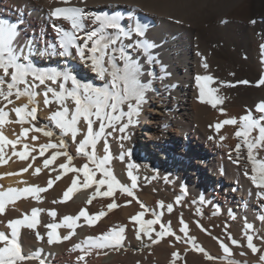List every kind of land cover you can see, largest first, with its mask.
Instances as JSON below:
<instances>
[{"label": "bare ground", "instance_id": "6f19581e", "mask_svg": "<svg viewBox=\"0 0 264 264\" xmlns=\"http://www.w3.org/2000/svg\"><path fill=\"white\" fill-rule=\"evenodd\" d=\"M63 6L56 0H0V18L18 22V42L31 45L30 59L34 66L56 67L62 70L65 65L64 58L50 55V49L46 51V45L57 39L52 24L59 23L64 28L69 27L64 21H53L50 18L53 8ZM72 6L87 10H102L109 14L119 12L125 17L121 23L126 27L129 25L127 16L131 10V14H135L142 24L148 25L145 38L156 45L153 52L161 63L152 66L154 77H144L142 80L147 82L151 79L152 83L150 90L146 92V102L142 105L141 114L137 118L138 124L128 129L130 139L122 142L123 148L121 141L117 139L120 135L118 132L107 137L110 160L105 167L121 184L130 186L131 180L127 175L129 170L137 176V187L133 191L137 199L149 210L142 219H152L153 211L160 212V208L153 205V199L157 198L166 202L165 206L169 203L173 204L174 213L183 217L189 225V231L197 222H202L203 225L213 220L226 233H230L241 243H246L244 224L247 218V222L253 225V229L249 232L253 235V242L257 247L264 248L260 239H257L258 236L264 237V222L257 219L258 203L264 201L258 202L255 195L257 190L243 174L246 150H241L243 157L241 164H235L229 159L230 155L235 159L234 149L237 143L241 142L235 137L237 126L224 125L219 132L214 128L216 123L226 118H239L248 110H252L255 115V105L264 101V86H256L262 70L259 45L264 43V0H84L83 3L80 0H72ZM253 20L255 24L251 23ZM85 23L88 27H92L90 21ZM133 39L137 37L133 36ZM129 42L131 41H124L125 44ZM56 47L58 48V44ZM25 51L27 52V49ZM128 51L134 56L139 55L130 49ZM42 52L45 54L41 55ZM197 52L202 54L208 64L207 69L202 67L201 56H198ZM141 63H143L142 58ZM161 65L165 66L167 71V78L163 80L160 79L164 75L160 71ZM67 66L82 82L102 85L90 68L82 64L78 58H68ZM148 67L145 65V69ZM197 74L213 77V83L209 87L217 89L215 95L222 100L216 107L198 99V89L194 81V76ZM243 80L249 83H239ZM229 84L234 86H228ZM43 90V86L36 89L34 106L38 109L37 120L32 123L36 126L46 125L58 136L59 129H56L49 120L51 111L56 110L58 105L49 94L52 103L46 107L43 104ZM11 100L12 102L7 104L0 100V107H5L8 119L15 121L17 118L11 109L22 106L28 101L26 97L19 100L12 97ZM32 106H29V110ZM23 127L30 129L26 137L19 136L21 131L19 123L10 122L0 126V133L6 138L19 139L16 152L24 151L25 144L29 146V156L26 160L14 155L11 145L5 146V163L0 164V191L30 186L46 187L49 179L54 181L52 188L38 194V200L31 194H24L6 202L5 211L0 213V231L7 232L10 231L5 227L8 220L23 218L24 215L30 217L31 209H39L36 228L19 229V243L24 254L39 251V257L45 261V264H65L67 259L63 255L72 250L86 256L87 259L82 264H170L173 251H179L181 255L185 254L186 244L174 243V238L167 239L169 241L164 238L150 248L143 247L141 241L135 238L132 223L129 221L131 215L141 211L140 206L135 201L126 204L131 198L121 194L119 189L114 191L112 197H93L92 203L89 204L88 197L93 195L94 186L85 189L80 184L78 190L72 193L68 200L60 202L63 191L70 184L72 173L61 176L58 181L55 180L59 174L57 165L64 162V157L54 161L49 169L42 168L43 159L47 158L53 149L47 150L41 157L39 147L49 142V138L31 130V125L28 123ZM80 127L83 125L81 124ZM94 127L98 126L94 125ZM32 135L37 136L35 141L31 139ZM220 136L225 139L219 140ZM82 138L83 133L78 134L77 141ZM64 140L69 154L73 156V166L79 167L86 163L85 157L76 154V144L72 142L71 137L66 136ZM52 142L58 143L55 137L52 138ZM125 150L130 155L125 154L124 159L121 160L120 155ZM88 151L91 152L92 149L89 147ZM95 151L98 159L105 155L103 139L98 141ZM166 152L171 156L164 158L162 153ZM33 155L37 157L35 161L31 159ZM261 155L264 156V152H261ZM29 164H32V167L28 168V171H21ZM129 165L135 167L130 169ZM38 167L41 171L34 175ZM89 167L94 166L89 164ZM165 177L169 182H165ZM99 178L100 173L97 172L94 179ZM79 179L82 181V175ZM181 185L186 192L182 201L176 204V197L181 195ZM106 190V186L101 188V191ZM201 197L206 202L204 205L199 203ZM113 200L119 207L109 212L106 218L97 221L95 226H87L81 218L74 229L56 230L59 236L72 231L73 235L69 240L54 241L52 244L47 242L49 230L43 225L60 223L64 216L77 215L80 208L92 213L106 210V205ZM193 201L196 203H192ZM212 205L219 206L218 215H213ZM197 208L200 209L199 214ZM163 210L166 211V208ZM229 210L234 214V219L229 217ZM52 211L56 213L55 216L49 215ZM163 220L161 216L162 223ZM119 225L126 226L122 247L98 249L83 244L87 237L99 235ZM176 226L174 225L172 229L178 233ZM203 232L197 233L198 237L195 234L192 236L206 240L201 244L202 247L218 259L207 261L197 252L196 255L201 258L199 264H224L227 259L258 264V256L253 255L247 247L229 244L231 255L227 257L223 252H217L216 249L213 251V247L210 246L214 243L209 244L210 238L208 239L206 232ZM37 234L41 239H37ZM143 240L144 243H148L147 238ZM224 240L229 243L226 238ZM76 244H81L85 251L74 249ZM241 252L245 255H241ZM27 264H39V260H31ZM177 264H186V262L179 260Z\"/></svg>", "mask_w": 264, "mask_h": 264}, {"label": "snow or ice", "instance_id": "6c2138e0", "mask_svg": "<svg viewBox=\"0 0 264 264\" xmlns=\"http://www.w3.org/2000/svg\"><path fill=\"white\" fill-rule=\"evenodd\" d=\"M57 3L64 5L63 7H55L50 12V18L53 21H64L69 27L64 28L59 23H53L52 28L56 34V41L46 45V51L50 49V55L64 58L65 65L62 70L56 67H37L34 66L30 55L32 54L31 45L20 44L19 41V24L5 18H0V100L11 103L12 97L16 100L22 97L27 98V103L22 106L13 107L12 112L15 113L16 120L8 119V112L5 107H0V126L6 123L15 122L21 125L20 137H26L30 129L23 127L25 123L31 125V130L42 133L44 137L49 138V142L40 145L39 155L44 156V153L53 149L47 158L42 161V168L49 169L50 165L60 157H64V162L59 163L57 168L59 174L55 180H60L61 176L72 173L70 184L62 193V200H68L72 193L78 190V185L82 184L85 189H91L94 186L92 196L88 197V203L91 204L93 197H112L116 189L120 193L130 197L126 204H131L133 201L139 204L141 211L131 215L129 221L132 223L135 238L143 244V247L150 248L153 245L160 243L165 237L174 238L175 242H184L186 247L184 252H198L202 254L207 261H215L217 257H213L199 243L197 239L190 235L189 225L181 216L179 218L178 233L172 229L170 224L162 223V212L153 211L152 219H142L149 211L143 203H141L133 189L137 187V176L133 175L131 170L127 175L131 180V184H121L105 165L110 160L109 144L107 137L113 133H119L117 137L121 141L130 139L128 129L138 124V117L142 111V105L146 102V92L151 88V79L147 82H142L144 77L152 78L155 72L152 68L155 64H160L158 57L154 55L153 50L156 45L149 42L146 37L148 25L142 24L135 14L127 16L129 25H122L121 21L125 19L119 12L109 14L104 11L87 10L82 7L72 6V0H56ZM81 3L84 0H80ZM85 21H90L92 27H88ZM226 23L227 21H223ZM255 24V21H251ZM112 31L109 32L108 30ZM133 36L137 39H133ZM131 42L125 44L124 41ZM58 44V48L56 45ZM27 49V52L25 51ZM132 50L139 55L130 54L128 50ZM45 54L44 52L41 55ZM201 65L204 69L208 68L201 53ZM68 58H78L85 66L90 68L95 78L102 82L101 86H97L92 82H82L67 66ZM141 58L143 63H141ZM259 58L261 64V73L256 81L257 87L264 86V43L259 45ZM145 65L149 66L145 69ZM162 75L161 80L167 78L166 67L161 65ZM195 85L198 89V99L201 102L208 103L213 107L221 103V98L215 95L217 89L209 87L213 83L211 75L194 76ZM241 84H248L249 81H239ZM55 85L56 87H53ZM70 85V86H69ZM23 86V87H21ZM43 86V104L47 107L52 103L49 99V94L54 99L58 108L51 111L49 120L56 129H59V135L47 128L46 125L36 126L33 121L37 120V107L35 105L36 89ZM234 86V85H228ZM171 87V86H168ZM70 102V105H69ZM33 105L30 110L29 106ZM223 112V110L221 109ZM255 115L252 110L246 111L239 118H226L214 125L217 132L224 125H236L235 137L240 139L237 143L235 151V159L232 162L241 164L243 157L241 150L245 149L247 156L246 162L243 163L244 176L251 182L257 190L255 195L259 201H264V101L255 105ZM31 118V119H29ZM83 127H80V125ZM94 125L98 127H94ZM47 129V130H46ZM110 131H106L109 130ZM83 133V138L77 141L78 134ZM70 136L74 144H76V154L86 158L87 162L82 166L75 167L72 164L73 156L69 154L67 144L64 137ZM58 143L52 142V138ZM31 139L35 141L36 135H32ZM103 139V151L105 155L102 158L96 156V146L98 141ZM213 139V137H209ZM225 137L220 136L219 140H224ZM19 139L9 140L0 133V164L5 163L4 148L11 145L13 154L21 160L28 159V145H24V151L16 152L15 148ZM89 147L92 151H88ZM130 153L125 150L121 153L120 159H124V155ZM33 161L37 159L35 155L31 157ZM89 164L94 167H89ZM250 166V170H249ZM29 164L27 168L21 169L26 172L31 168ZM135 165H129L133 168ZM56 171L57 169H51ZM41 168H36L34 175L39 173ZM100 173L99 179H94L96 173ZM82 175V181L79 177ZM165 182H169L165 177ZM53 179L47 181L46 187L30 186L23 189L9 188L7 191H0V213L5 211V203L13 201L24 194H31L33 198L39 199L38 194L45 192L53 187ZM106 186V191H101V188ZM186 189L181 185V195L176 197L175 203L179 204L183 199V194ZM56 202V201H54ZM192 203H196L193 201ZM199 203L204 205L206 202L203 197ZM211 203V202H207ZM119 207L115 200L106 205V210H99L95 213L88 211L85 208H80L77 215L64 216L60 223H47L43 225L47 231V242L52 244L67 241L73 235L72 231L68 234L59 236L56 230L58 228L74 229L77 222L83 218V222L89 227L96 225L101 218H106L107 214L113 209ZM159 208H165L168 213L173 211V204L169 203L166 206L161 202ZM214 208L213 215L219 214V206L212 205ZM259 214L257 219L264 222V203H258ZM39 209H31V216L24 215L23 218L10 219L6 222L5 227L10 231H0V264H27L31 260H39V264H45L43 259L39 257V251L36 253L24 254L21 244L19 243V229L26 227L35 229L37 226V214ZM197 213L200 209L197 208ZM50 216H55L54 211L49 212ZM228 215L230 218H235L231 210ZM159 225V229L153 226ZM138 226V227H137ZM197 226L201 231H207L197 222ZM126 226L119 225L110 228L108 231L102 232L99 235L89 236L84 245L95 247L98 249L119 248L122 247ZM253 229V225L247 222L245 218L244 224V239L246 243H241L230 233L226 235L225 240L213 236L219 248L225 254V257L231 255L230 245L238 247H247L253 255L258 256V264H264V248L257 247L253 242V235L249 232ZM183 234V235H180ZM211 235V233H208ZM143 238H147L148 243H144ZM37 239L41 236L37 234ZM261 244L264 245V237H257ZM174 243L172 246H174ZM74 249L85 251L81 244L74 245ZM241 255L245 253L241 252ZM179 251L171 253L170 264H177L181 260ZM223 259V258H221ZM78 260L83 261L84 255L78 257ZM224 264H247L234 259H227Z\"/></svg>", "mask_w": 264, "mask_h": 264}, {"label": "rangeland", "instance_id": "374dc122", "mask_svg": "<svg viewBox=\"0 0 264 264\" xmlns=\"http://www.w3.org/2000/svg\"><path fill=\"white\" fill-rule=\"evenodd\" d=\"M174 149H175V147H173ZM175 151H177V149H175ZM161 152H162V150H161ZM169 152V151H168ZM168 152H166V153H162L163 154V157L164 158H167V157H169V156H171ZM177 153V152H176ZM178 154V153H177ZM179 155V154H178ZM203 162V161H202ZM208 172V171H207ZM206 172V173H207ZM163 203L164 205L166 204V202H163V201H161V200H159V199H157V198H155V199H153V205H154V207H158V204L159 203ZM159 208V207H158ZM166 208V207H165ZM165 208H160L159 210H160V212H162L163 213V218H164V220H163V223H166V224H170V226L173 228L174 227V225H177L176 227H177V230H178V228H179V223H178V221H179V218L181 217L180 215H178V214H176V213H174V210L171 212V213H167V210L166 211H164L163 209H165ZM176 214V215H175ZM179 218H178V217ZM166 221V222H165ZM199 223V225H201L204 229H206L207 231H205L206 232V237L209 239L208 240V243L210 244V242H212V243H214L212 246H210V247H213V251H216L217 250V252L219 251L220 253H222V251H220L221 249L219 248V245H218V243H217V241H215L214 239H212V237L213 236H216V237H219L221 240H224L225 238H226V236H225V234L227 235L228 233H226V231H224V229L223 228H221V227H219L218 225H217V223L215 222V221H213V220H209V221H207L206 223H204L203 225H202V222H198ZM212 224V225H211ZM208 225V226H207ZM194 228H196V230H194V228H192V230H190L189 231V233H190V235H198L197 233H199L200 232V234H201V229H200V227L198 228L197 227V224H194ZM210 226V227H209ZM155 229H159V225H154L153 226ZM192 227H193V225H192ZM223 229V230H222ZM195 231V232H194ZM213 231V232H212ZM203 232V231H202ZM205 232H203V233H205ZM207 232L208 233H211V235H209V234H207ZM225 233V234H224ZM181 235H183V234H181ZM221 235V236H220ZM225 237L224 239H223V236ZM211 236V237H210ZM198 237V236H197ZM165 239L167 240V239H169V237H165ZM203 240V239H202ZM200 238H197V242L201 245L202 243L204 244V242L206 241V240H203L202 241ZM167 241H169V240H167ZM217 243V244H216ZM202 246V245H201ZM215 246V247H214ZM214 249H216V250H214ZM212 251V250H211ZM68 252V251H67ZM66 252V253H67ZM75 252V253H74ZM77 252L76 251H70V252H68L67 254H65V255H63V257H65L67 260L65 261V264H82L83 263V261L85 262L86 261V256H84V260L83 261H78L77 262V260H76V256L77 257H79V256H81V255H79L78 253L76 254ZM189 253H192V254H189ZM196 253L197 252H193V251H188L187 252V254L185 253L184 255H181V257H182V259L181 260H183V261H185L186 262V264H199L200 262H201V258L198 256V255H196ZM76 256H75V255ZM193 255H195V256H193ZM70 258H71V260H70ZM196 258V259H195Z\"/></svg>", "mask_w": 264, "mask_h": 264}]
</instances>
